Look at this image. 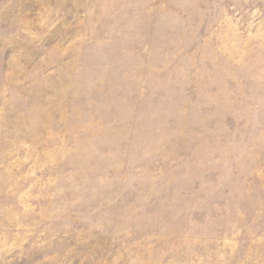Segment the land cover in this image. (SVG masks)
<instances>
[{
	"label": "rangeland",
	"instance_id": "rangeland-1",
	"mask_svg": "<svg viewBox=\"0 0 264 264\" xmlns=\"http://www.w3.org/2000/svg\"><path fill=\"white\" fill-rule=\"evenodd\" d=\"M0 264H264V0H0Z\"/></svg>",
	"mask_w": 264,
	"mask_h": 264
}]
</instances>
